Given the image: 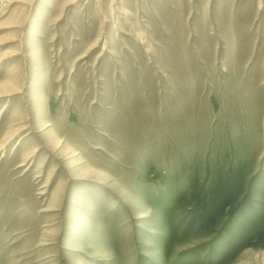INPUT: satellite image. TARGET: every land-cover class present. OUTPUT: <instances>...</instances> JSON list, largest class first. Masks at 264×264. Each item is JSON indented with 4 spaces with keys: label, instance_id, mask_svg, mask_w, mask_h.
<instances>
[{
    "label": "rangeland",
    "instance_id": "1",
    "mask_svg": "<svg viewBox=\"0 0 264 264\" xmlns=\"http://www.w3.org/2000/svg\"><path fill=\"white\" fill-rule=\"evenodd\" d=\"M0 264H264V0H0Z\"/></svg>",
    "mask_w": 264,
    "mask_h": 264
},
{
    "label": "bare ground",
    "instance_id": "2",
    "mask_svg": "<svg viewBox=\"0 0 264 264\" xmlns=\"http://www.w3.org/2000/svg\"><path fill=\"white\" fill-rule=\"evenodd\" d=\"M11 72V71H10ZM19 119V118H18Z\"/></svg>",
    "mask_w": 264,
    "mask_h": 264
}]
</instances>
